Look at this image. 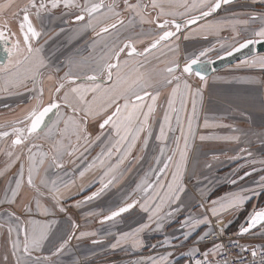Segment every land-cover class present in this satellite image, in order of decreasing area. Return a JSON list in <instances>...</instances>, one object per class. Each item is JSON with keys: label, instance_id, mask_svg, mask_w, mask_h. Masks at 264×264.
<instances>
[{"label": "snow or ice", "instance_id": "obj_1", "mask_svg": "<svg viewBox=\"0 0 264 264\" xmlns=\"http://www.w3.org/2000/svg\"><path fill=\"white\" fill-rule=\"evenodd\" d=\"M234 0H136L130 3L129 0H123V10L130 14V18L125 24L122 13L119 11V5L116 0H27L22 6L15 3V0H5L0 3V43L5 45L6 54L5 63H0V91L12 94V90L23 89L31 93L30 100L33 102L26 114L19 119L12 120L6 124H0V140L10 139V150L6 152L8 161L5 171L15 164L19 163L17 178L10 183L5 191L4 202L15 204L17 197L21 195V190L25 183L24 163L22 162L23 153H17V147L27 149V186L36 191L38 197L45 196L44 192L34 182V175H39L40 167L45 162L47 153H42L38 149L40 146L32 143L34 134L44 132V134L53 139L55 154L51 157L55 167L62 168L63 163L60 158L63 155L75 156L79 152L77 159L84 157L96 141H101V135H97L93 140L87 131V121L89 118H102L99 124L100 129H108L107 136L101 143L103 147L100 153L88 163L83 170L79 172V177L83 178L89 170L96 166L104 167L106 170L100 178V188L87 196L84 202L91 201L99 197L110 185L118 179L117 172L122 165L127 163L131 166L144 159L143 155L133 156L134 150L140 146V151L146 152L149 148V141L154 138L158 154L153 155L155 166H149L147 172L136 185L134 193L128 197L130 202L116 210L110 211V214L103 216L101 223L115 221L117 217L129 212L137 205L140 209L148 213V222L139 225L131 232H125L119 235L115 243L110 245L115 249L122 243L131 242L133 249L143 247V240L140 233L149 229L154 223L156 230L163 229L166 222L171 221L176 213L182 210L181 196L185 192L183 184L184 172L187 168L188 154L191 150L190 141L195 140L193 133V122L197 119L196 115V97L200 95V90L194 92L186 77L195 75L201 81L206 80L207 65L212 61L202 59L208 57L210 52L215 51V47H209L201 50L198 54L186 57L183 67L178 59L160 61L165 63L164 68L153 65L148 59L156 50L167 47L171 52L178 51V45L172 47L173 38H180L179 33L184 29H189L192 25H198L199 21L204 20L216 13L223 5H231ZM78 9L79 14L75 16L76 21H85V28H91L95 34L103 40L107 37H114L109 43H105L101 49V54L94 64L88 67V70L82 73H73L71 70L65 72L56 84L48 90V100L45 102L44 70L47 65L40 55L42 48L34 47L33 41L41 35L33 23L32 17L37 20L41 18L42 13H50L52 10L60 8ZM6 14L18 21L19 34L14 32L9 24ZM261 19L264 22V16L258 17L255 13H249L248 19H229L208 24H200L199 29L212 30L219 32L224 26L231 25L235 35V41L229 47L221 44L222 52L217 53L219 58L232 56L234 53L248 49L255 44H264V27L259 30H252V35L237 39L240 32L236 25H248L250 21ZM136 23L140 25H154L156 29L161 30L155 33V38L142 51L136 48L137 43H142L143 39L133 40L131 35L121 36L122 28L134 27ZM98 26V27H97ZM141 29V34L143 33ZM196 31V29H193ZM115 34V35H114ZM22 38V39H21ZM184 39H188L185 35ZM126 52V58L121 60V54ZM141 57L143 59H137ZM251 67L264 69V56L254 57L251 60L244 61ZM179 73V74H178ZM48 80L53 77L49 75ZM164 89H170L167 99V107L163 111L162 120L158 123V133L154 136V125L156 123V114L159 107L158 101ZM192 98V112L187 114L186 105L188 98ZM67 109L71 115L62 112ZM50 114L56 116V120L46 124V118ZM174 122V123H173ZM63 125L61 128L60 125ZM175 124V126H174ZM186 124V129H185ZM221 127H230L229 125H217ZM204 127H209L207 120ZM176 128L180 129V136H170ZM235 132L236 129H233ZM75 138L76 146L72 143ZM201 141L208 139H220L225 141L240 140L239 136L210 137L201 135ZM67 141V144L64 141ZM83 140V145L80 141ZM183 141V146H181ZM169 142L175 145V148H169ZM81 147L83 151H81ZM37 149V151H33ZM246 155H235L230 159H243L252 156V152L245 148L239 150ZM179 157L177 160L176 157ZM116 157V162L112 163V158ZM257 161L253 160L255 164ZM264 164V160L259 161ZM75 163V161H73ZM211 167V164L207 165ZM256 169L253 168V171ZM0 175H3L0 172ZM119 175H123L120 172ZM251 175V172H245L239 176L243 180L245 176ZM260 187L264 189V176L260 177ZM14 183V187L11 186ZM232 183H237L236 179ZM42 184L48 189L51 195L52 209L59 208L64 212L65 208L60 204V185L56 180H51V187L42 181ZM67 188V183L63 184ZM135 192L141 194L139 199H133ZM251 192L255 194V189L242 188L240 191L222 198L219 201H212V207L207 209L213 217H217L222 212L235 209L242 206L251 196L244 193ZM79 206V205H77ZM175 206V207H173ZM203 207V205H201ZM36 208L41 215H54L52 209L42 207L40 200H36ZM25 211L31 212L30 208ZM93 213H89L92 215ZM57 223L55 219L39 221L29 219L22 221L14 212H7L6 216L0 217V228L7 227L8 237L11 243V256L15 264H58L53 257H59L65 252L69 242L75 237L83 239L85 237H95V232H80L76 236L75 229L78 227L75 223H70V234L66 233V238L61 236L58 241L55 238L50 240L53 226ZM212 221L208 215L203 217H193L189 215L181 224L184 230L180 237L187 240L191 230L201 225H211ZM257 227L264 229V207L254 209L248 216L246 225L240 227L239 234L244 235ZM16 233V239L11 240L12 233ZM220 234H223L224 227L219 228ZM23 234V240L19 237ZM109 234H111L109 232ZM214 233L204 232L200 240L213 235ZM45 242L52 245L50 254L47 256L38 255L41 253ZM93 245L103 243L102 239H93ZM173 241L165 239L164 244L170 246ZM155 247V245H153ZM241 252H247L249 249L241 246ZM201 255L202 259H195L194 264H231L227 259L217 260L216 257H226L225 248L222 244H214L213 247L202 253L194 248L189 255L195 257ZM260 256V264H264V251H257L253 248L251 256L253 264L255 258ZM171 252L159 257L142 258L137 264H170ZM8 260V255L3 257Z\"/></svg>", "mask_w": 264, "mask_h": 264}, {"label": "crops", "instance_id": "obj_2", "mask_svg": "<svg viewBox=\"0 0 264 264\" xmlns=\"http://www.w3.org/2000/svg\"><path fill=\"white\" fill-rule=\"evenodd\" d=\"M15 1L16 4L21 6L27 2L25 0ZM81 1L83 2V0ZM120 1L122 0H116V3L120 4ZM3 2H5V0H0V3ZM105 2H110V0H105ZM60 8L55 10L59 11ZM258 11L259 10L257 9V12L255 13L258 17L264 16V10ZM66 13L67 12L64 10L60 15H54L52 17V19H56L55 25L58 28L62 26L60 21L68 16L64 15ZM126 16L125 24L127 25L130 15L129 18H126ZM213 17L210 16L199 21L198 25L182 30V32L178 34L179 37L181 38L180 35H188L193 29H196L197 27L199 28L200 24H205L207 21L209 22ZM8 19H12V17H9ZM225 20H228V18ZM17 22L18 21L16 20V25ZM253 23L256 25L251 27L252 30H259L264 26V22L259 18L255 20V22L252 21V24ZM139 27L142 28V26ZM131 28L132 27L122 28L120 30V35L122 37L131 35L133 40L143 39L142 43L136 44L137 50L141 46L144 47L145 45L150 44L155 38L152 35H149L148 37L150 38L147 37V39L138 37L139 34L136 31L131 30ZM87 29L88 32L84 37L86 38V41H91V39H89V34L93 30L91 28ZM45 31L47 33V29ZM48 35L46 37L50 38V34ZM56 35L61 36L63 39V36L67 35V32L57 33ZM193 37H196L195 34L189 36L187 40L193 41L197 39V37ZM71 38L73 39L74 37L71 36ZM113 38L114 37L106 36L102 40L101 37H98L91 43H85L83 41L78 46H67L64 47V50L62 49L59 52L76 53L79 51L81 54V64H77L76 61H73L69 67H71L73 71L80 68L82 72H85L99 57L104 44L109 43ZM57 47L58 46L56 45L51 46V51L56 50ZM43 50L49 55V46ZM42 55H44V53H42ZM125 58L126 56L121 55V60ZM138 59L142 58L138 57ZM230 67H233V65ZM82 72L80 71L79 73ZM220 74L221 73L215 72L206 78L205 81L198 80L199 83L197 82V85L199 84L198 87L201 85L206 86V92H203L201 95L203 104L199 105V110L201 117L203 115L208 117L207 121L209 127L205 128L203 119L201 120L200 118L201 121L198 120V124L193 126L195 140L190 141L191 150L189 152L191 155L188 156L187 168L184 172L182 181L185 185V192L181 196L182 210L179 213H176L171 221L166 222L163 229L156 230V225L153 223L149 229L140 233V237L144 242L143 247L133 249L131 247V242L122 243L115 249L110 247L112 243L116 242L120 234L131 232L139 225L148 222V213L143 212L139 205L132 208L129 212L122 214V216L117 217L115 221H107L105 223H101L100 221L103 216L110 214V211L118 209L123 206L125 202H130L128 197L134 193L136 185L147 172L149 166H155L152 155L156 153L158 154L156 142H152V140L149 141V148L143 153L140 151V146L138 145L137 149L133 152V156L143 155L144 159L131 166L130 171L126 170L129 168L127 163L122 165L117 172L118 179L114 185H110L109 188L101 193L99 197L84 202L87 196H90L100 188L99 180L103 176L107 167L106 165L104 167L98 165L86 172L83 178L79 177V172L100 153L101 148L103 147L101 141L107 136L108 129L106 128L103 130L102 135V130L99 127V124L102 122L101 117L96 119L89 118L86 124L90 137L94 140L97 135H101V141H96L95 144L84 153V157L81 159L76 158V156H79V152L71 157L63 155L60 158L63 163L62 168L55 167V164L51 159L55 154L53 139L47 137L44 132L34 134L31 142L40 146L38 149L40 152L47 153L45 162L40 167L39 175H34L35 184L40 188L41 192L45 193V196L43 197H38L36 191L27 186V149L23 147L15 149L17 153H23L22 162L24 163L25 175V183L21 190V195L17 197V202L15 204L5 203L4 197L5 191L10 183L17 178L20 165L17 163L5 171L8 158L4 157V147L6 146L7 150L9 143L8 139L0 140V172L3 173V175H0V217L6 216L7 212H14L22 221L29 219L39 221L55 219L57 223L52 228L50 240L55 238L56 241H58L61 236L66 238V233L70 234L72 231L70 229V223L78 225L74 230L76 236L82 231L97 233L95 237L89 236L83 239H76L74 237L69 242L64 253L59 257L52 258L53 260H56L58 264H137L142 258L159 257L161 255H167L169 252H171L170 264H194L192 261L193 256L189 255L194 248L199 249V252L202 253L213 247L210 244L203 243L202 240L199 239L200 236L206 231L211 233L220 227H224V229L227 228L237 218L238 213L249 200L238 208L220 213L217 217H213L211 213L207 211V209L212 207V201H219L226 196L240 191L242 188L255 189V194H252L251 192L244 193L245 195L251 196V198L256 197L264 190L260 187V177L264 176V164L259 162L264 160V73H249L247 70L244 72H233V74ZM54 85L55 83L51 85V88ZM249 85L254 89L247 92L246 90H248ZM255 86L259 91H256ZM243 89L245 92H243ZM164 96L166 97L165 106H167V91L164 93L162 92L160 98L162 99ZM16 99H18V97H16ZM29 103L32 104L33 102L30 101ZM187 107H189L188 102L186 105V111ZM211 108H218L220 111L219 113L228 118L214 117L211 119V115H213ZM62 112L71 115V112L67 109H63ZM217 115L218 114H216V116ZM232 117L240 118L238 120L229 119ZM54 120H56V116L52 121ZM8 122L10 121H0V124H6ZM217 125H229L230 127H221ZM60 127L62 128L63 125L61 124ZM233 129H236V131L234 132ZM201 133H204V136L210 137L235 135L239 136L240 140L238 142H229L220 139H208L202 141L200 144L199 137L201 136ZM169 135L180 136V129L176 128L175 132L170 133ZM64 143L67 144V141L65 140ZM72 143L76 146L74 137L72 138ZM83 143L84 141L81 140L80 145H83ZM169 148H174V146H169ZM241 148H245L252 152V156L247 158V162L243 159H230V157L237 154L242 156L246 155V153L239 152ZM80 150L83 151V148L81 147ZM33 151L35 152L37 149H33ZM176 159L178 160L179 157ZM253 160L257 162L253 164ZM73 161H75V163H73ZM111 162L115 163L116 157H113ZM209 164H211V167L207 166ZM253 168L256 170L253 171ZM120 172H123L122 176L119 175ZM245 172H251V175L245 176L243 180H240L239 176H243ZM233 179H236L237 183L233 184ZM51 180H56L57 184L60 185V204L65 208L64 212H60L59 208L52 209V204L54 202L51 200V195L48 193V189L42 184V181H44L48 184V188H50ZM64 183H67V188L63 187ZM11 186L14 187V183H12ZM140 196L141 194L139 192H135V195H133L132 198L139 199ZM37 199L40 200L42 207L52 209L54 215H41L40 211L36 208ZM201 205H203V207H201ZM26 208H30L31 212L25 211ZM89 213L93 214L89 215ZM189 215L193 217H203L204 215H208L212 223L210 226L201 225L198 228L191 230L187 240H184L183 238L175 240V237H180L182 231H184L181 228V224ZM109 232L111 234H109ZM240 236H242L245 246L257 250H264V229L257 227L256 229L251 230V232ZM16 238V233L13 232L11 240H15ZM19 238L23 240L22 233ZM166 238L173 241L170 246L164 244ZM93 239H102L103 243L93 245L91 242ZM153 245H155V247H153ZM50 250H54L52 249V245L45 242L42 252L38 253V255L47 256L50 254ZM5 255H8L7 261H4L3 259ZM0 264H15L14 258L11 256V243L6 226L0 228Z\"/></svg>", "mask_w": 264, "mask_h": 264}, {"label": "rangeland", "instance_id": "obj_3", "mask_svg": "<svg viewBox=\"0 0 264 264\" xmlns=\"http://www.w3.org/2000/svg\"><path fill=\"white\" fill-rule=\"evenodd\" d=\"M25 1H27V0H25ZM78 2H80V0H78ZM15 3H16V1H15ZM120 7H121V5H120ZM257 9L259 11H261V10L263 11L264 10V0H253V1H249V2L241 1V2H238V3L233 4L231 6H226V7L221 8L218 11V13L216 15H214V17L212 16L213 19L210 20L209 22H211V21H214V22L221 21V20H225L227 18H228V20L230 18L231 19H241V20L248 19L249 13H256ZM55 11H58V10H52L50 13H47V14L42 13L41 18L39 19L40 22L46 21V20L47 21L51 20V22L53 23V24H51L50 27L47 28V33H46V31H43V34L41 35V37L42 36L43 37L41 38V40L35 46V47H41L42 48V51H41L40 55L43 57L45 64H47V62H46L47 53L43 49L47 48L48 46H50V44H51V46H54V45L58 46V45L61 44V42H63V43L70 42V43H73L76 46H78L83 41L85 43H89V42L91 43L92 42V40L91 41L90 40L86 41V38L84 37L86 35V33L88 32V29L85 28L83 25H85L87 22H85L83 24H79L78 23L76 25H70V20H69L68 21L69 25L66 27V29H65V27L63 25L60 28H58L55 25L56 19H52V17L54 15H51V13H56V15H58V13H60V11H63V6L61 5V8L59 9L58 12H55ZM70 11L74 12L75 8L70 9ZM121 13H122V11H121ZM73 14H75V13H73ZM6 16H7V19L9 17H11V15H6ZM69 17L67 16V17H64L63 19H65V21H66V20L69 19ZM8 21H9V24H10L12 30L14 32H16V20L14 18H12V19H8ZM2 22H3V20L0 19V23H2ZM209 22L207 21V23H205V24H208ZM253 22H255V21H253ZM136 24H139V23H136ZM255 25L256 24H254V23L252 24V21H250L248 25H242V24L241 25H236L237 30L240 32V36L237 37V39H241L243 37L251 36L252 35L251 27H253ZM225 27L226 26H224L219 32L212 31V30L199 29L197 27L196 31H191L187 35L188 38H189V36H192L193 34H195L197 39H195L193 41H188L187 39L183 40L184 36H182V35H180L181 36L180 40L179 39L177 40L176 38H174L173 41H174L175 44L172 43V47H175L176 45H178L179 46L178 47V51L177 52H171V51L168 50L167 47L162 48L160 50H156V51H154V53L152 55L149 56L150 59L152 60V64L153 65H157L159 68H164L166 66V64L165 63H161L160 61H165L166 62V61H168L170 59H178L180 65H181V68H182L186 57L192 56L193 54H198L201 50H203L205 48H209V47H215V51L210 52L208 54V57L202 58V59L210 60V59H213L214 57H217V53L222 52V49L220 47L221 44H224L225 47H229L232 43L235 42L233 40V36L235 35V33L233 32L232 26L231 25L230 26L227 25V27L226 28ZM262 27H264V26H262ZM142 28L144 29V31L145 30L149 31L152 34V36L155 37V33L156 32H155V29H154V25L145 24V25H142ZM39 29H41V28L37 27L38 31H40ZM144 31H143L142 34H144ZM62 32H67V35L63 36V39H62L61 36L56 35L57 33H62ZM48 34H50V38L46 37ZM71 36L74 37L73 41L69 39ZM196 37H193V38H196ZM42 53H44V55H42ZM80 55L81 54H80L79 51H77L75 53L76 57H79ZM259 56H264V55H257V56H254V57H259ZM60 57H61V60L58 61L57 67H55L56 72L49 71V69L47 67L44 70V83H43V86H44V89H45V102H47V100H48V90L51 88V85L54 84V82H51V81H54L53 80L54 79V74L56 75V77L57 76L63 77L64 73L68 72L70 70V69L66 68L67 66H70L68 61H67L68 52H60L58 54L57 59L60 58ZM149 57H148V59H149ZM156 57H159L160 61H158L156 59ZM254 57H251L249 59H245V60L236 62L235 64H233V67L228 66V67L224 68L223 70H220V72L218 71L217 73H221L220 75H223V74H227V73L233 74V72H239V71L244 72V71H247V70H248L249 73L250 72H254V73H257V74L264 73V69H261L259 67H251V66H248L247 64L244 63V61L251 60ZM72 72L73 73H77L75 71H72ZM49 75H51L53 77L52 80L45 79ZM186 78H187L188 83L190 84L191 89L193 90V92L196 89H199L200 93H201L200 96L196 97V115H197V119L193 122V126H194L195 124L196 125L198 124L197 123L198 120H200V119L202 120L203 119V122H205V120H207V118H208L206 115H203L201 117L200 110H199V105L203 104V101L201 99L202 98L201 95H202L203 92H206V88H205L206 86L205 85H201L200 87H198L199 84L197 85V82L199 83V81H198V79L195 78L194 75L191 76V77H186ZM255 88H256V91H259V89H257L256 86H255ZM253 89L254 88L249 85L248 86V90H246V91L250 92ZM165 91H167V94L169 96L170 89H164L163 93ZM243 92H245V90ZM30 96H31V93H29V92H27V91H25L23 89L19 90V94H16V90H12V94L0 91V121H5V120L12 121V119L22 118L26 114L27 110L31 107V103H29L31 101L30 100ZM168 96H167V98H168ZM16 97H18V99H16ZM188 100H189L188 101V106L190 108L187 107V111L186 112H187V114L190 115L191 112H192V98L189 97ZM207 101H208V99H207ZM207 101H206V104H207ZM158 104L161 107L158 108L157 114H156V123L154 125V130H155V128H156V130L154 131V136H155L156 133H158V131H157L158 123H159L160 120H162L163 111L167 107V106H165L166 105V97L164 96L162 99L160 98L159 101H158ZM14 109H16V110H14ZM211 109H212V112H213V115H211V119L214 118V117H218V118L220 117V118H226V119L228 118L227 116L221 115L219 113L220 111H219L218 108L217 109L211 108ZM12 110H14V111H12ZM206 110H207V108H206ZM216 114H218L219 116L218 115L216 116ZM239 118L240 117H232V118H229V119L238 120ZM200 121H199V123H200ZM201 135H204V133H201ZM10 139L11 138L8 139L9 146H8L7 150H6V146L4 147V151H5L4 157H6V158H8L7 155H6V152L10 150ZM152 142H155L154 138L152 139ZM199 143L201 144L202 141L199 140ZM169 146H174V148H175V145L172 144V143H169ZM181 146H183V141H181ZM16 149H18V147ZM156 154H153V155H156ZM153 155H152V157H153ZM189 155H191L190 152H189L188 156ZM251 199H249V200H251ZM258 208H261V207H258ZM254 209L255 208L253 207L250 210V214L252 213V211Z\"/></svg>", "mask_w": 264, "mask_h": 264}, {"label": "flooded vegetation", "instance_id": "obj_4", "mask_svg": "<svg viewBox=\"0 0 264 264\" xmlns=\"http://www.w3.org/2000/svg\"><path fill=\"white\" fill-rule=\"evenodd\" d=\"M129 2L130 3H135L136 2V0H129ZM145 2H147L146 0H145ZM80 3H82V1L80 0ZM123 4V0L122 1H120V4H118L119 6L121 5V7H120V10L119 11H122V18L125 20V22H126V19H125V16H126V18H129V13L128 12H125L124 10H123V8H124V6L122 5ZM224 6H222L221 8H223ZM66 11L67 13L66 14H64V15H68V17H69V19L68 20H66L65 21V19H62L61 21H60V24L61 25H63L64 27H65V29H66V27L69 25L68 23V21L70 20V25H76V24H83V23H85L86 21H87V18H85V21H76L75 20V16L77 15V14H79V10L78 9H75V11L74 12H71L70 11V9L68 10V9H63V11ZM220 10V9H219ZM61 12L62 11H60V13H58V15H60L61 14ZM73 13H75V14H73ZM218 13V12H217ZM217 13H215L214 15H216ZM51 15H56V13H51ZM214 15H212V16H214ZM32 19H33V23H34V25H35V27L37 28V27H40L41 29H39L40 30V33H41V35L43 34V31H45L51 24H52V22H51V20H49V21H42V22H40L39 20H37L36 18H35V16H33L32 17ZM59 21V20H58ZM58 21H57V23H58ZM139 26H142V25H140V24H135L134 25V27H132L131 28V30H133V31H136L139 35H138V37H143V38H145V39H147V37L149 36V35H152L149 31H147V30H145L144 31V34H141V29H143V28H141V27H139ZM154 29H155V32L156 33H159V31H161V30H159V29H156L155 28V26H154ZM144 30V29H143ZM16 32H17V34H19V29H18V22H17V25H16ZM51 32V31H50ZM119 34H121V32L119 33ZM41 35L37 38V40H35V41H33V45H34V47L36 46V44L41 40V38L43 37H41ZM115 35V34H114ZM45 36V35H44ZM94 36V37H93ZM99 36H97L96 34H95V32L94 31H92L90 34H89V39H91L92 41L94 40V39H96V38H98ZM148 38H150V37H148ZM22 39V38H21ZM70 40H72L73 41V39L70 37L69 38ZM173 40H174V38H173ZM71 41V42H72ZM111 41V40H110ZM109 41V42H110ZM149 45V44H148ZM148 45H145L144 47H139L138 48V50L139 51H142L145 47H147ZM67 46H76L75 44H73V43H70V42H65V43H63V42H61V44L60 45H58V47L56 48V50H53V51H51V44H50V46H49V50H48V54H49V56L47 55L46 57H47V59H46V62H47V68L49 69V71H54V72H56V70H55V67H57V63H58V61L59 60H61V57L60 58H58L57 59V57H58V54L60 53L59 51L60 50H64V47H67ZM4 47H5V45L3 44V43H0V61H3V63H5L6 62V60H5V57H6V54H5V52H4ZM126 52H127V50L125 51V53H122L121 55H124V56H126ZM81 56V55H80ZM80 56L79 57H76L75 56V53H73V52H68V57H67V61H68V63H69V65H71L72 64V62L73 61H76V63L77 64H81V59H80ZM141 58V57H140ZM66 68H68V69H70L71 71H73L72 69H71V67H69V66H67ZM75 72H77V73H79L80 71L82 72V70L80 69V68H78V69H75L74 70ZM58 73V72H57ZM59 74V73H58ZM61 76H57L56 77V75L54 74V83L56 84V82H57V80L60 78Z\"/></svg>", "mask_w": 264, "mask_h": 264}, {"label": "built area", "instance_id": "obj_5", "mask_svg": "<svg viewBox=\"0 0 264 264\" xmlns=\"http://www.w3.org/2000/svg\"><path fill=\"white\" fill-rule=\"evenodd\" d=\"M213 235L202 240L203 243L214 245L222 244L225 248L226 257L217 256V260L227 258L231 264H253V257L251 256V250L253 248L245 246L242 236L233 234L232 232L225 231L223 234H220L219 229L214 230ZM241 246L247 247L249 250L247 252H241ZM264 251V250H257ZM201 253V252H200ZM203 257L197 254L195 257H192V261L195 259H202ZM254 264H260V256L258 255L255 258Z\"/></svg>", "mask_w": 264, "mask_h": 264}, {"label": "water", "instance_id": "obj_6", "mask_svg": "<svg viewBox=\"0 0 264 264\" xmlns=\"http://www.w3.org/2000/svg\"><path fill=\"white\" fill-rule=\"evenodd\" d=\"M241 1H250V0H234L233 3L241 2ZM223 6H227V5H223ZM192 26H195V25H192ZM257 55H264V44L252 45L248 49H244L241 52L234 53L232 56H225L222 59L219 57L213 58V59H211L212 62L207 65L206 78H208L211 74H213L215 72H218V71L223 70L224 68H226L228 66L235 64L236 62H239V61H242L245 59H249V58L257 56ZM0 63H3V61H0ZM196 79L201 81L198 77H196ZM54 117H55L54 114H50L49 117L46 118V124H50L51 121L54 119Z\"/></svg>", "mask_w": 264, "mask_h": 264}, {"label": "trees", "instance_id": "obj_7", "mask_svg": "<svg viewBox=\"0 0 264 264\" xmlns=\"http://www.w3.org/2000/svg\"><path fill=\"white\" fill-rule=\"evenodd\" d=\"M253 207L255 209L258 207H264V190L244 205L243 209L238 213L237 218L227 228H225V231L239 235L240 227L242 225H246L247 218L250 215V210Z\"/></svg>", "mask_w": 264, "mask_h": 264}]
</instances>
